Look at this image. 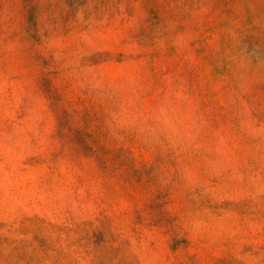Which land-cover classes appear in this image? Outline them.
<instances>
[{"label":"rangeland","instance_id":"rangeland-1","mask_svg":"<svg viewBox=\"0 0 264 264\" xmlns=\"http://www.w3.org/2000/svg\"><path fill=\"white\" fill-rule=\"evenodd\" d=\"M0 264H264V0H0Z\"/></svg>","mask_w":264,"mask_h":264}]
</instances>
